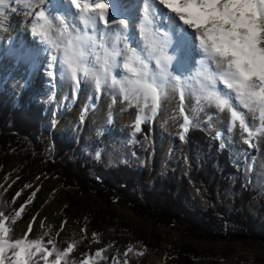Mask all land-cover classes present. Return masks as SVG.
Masks as SVG:
<instances>
[{"label": "rangeland", "instance_id": "374dc122", "mask_svg": "<svg viewBox=\"0 0 264 264\" xmlns=\"http://www.w3.org/2000/svg\"><path fill=\"white\" fill-rule=\"evenodd\" d=\"M58 4L59 2L56 3ZM38 40V37H33L31 28L27 27L20 53L16 58L17 63L21 62L24 56L31 57L29 51L36 57L40 56ZM4 55L7 57L8 52L7 46L2 41L0 87L9 91L20 105L41 100L47 107L46 122H49L55 130H66L71 133L77 124L81 123L80 143L83 145L84 157L89 162L98 159L105 166L141 164V157L133 152L137 143L135 134L139 132L135 127L136 116L139 114L135 101H132L133 106H129V101H125L123 95L114 89L104 99L107 114L105 126L98 123L100 105L96 101L89 109L83 108L79 118L69 126L66 114L71 112V107L66 100L61 105L58 103L60 82L58 75L56 77L48 75L53 69L48 67L46 61L37 62L35 78L30 82L29 79H25L26 71L22 68L18 69L17 63L12 64L11 61L8 65L2 64ZM194 58L193 63L196 62ZM120 70L117 68L116 72H121ZM196 72H198L197 68ZM176 75H180L182 79L186 78L181 68ZM86 82L87 80H81L78 85L80 91ZM103 91H98L99 96H102ZM187 95L188 91H185V99L181 102L178 92L170 91L167 98L162 99L161 107L154 117H151L150 108L144 110L146 118L143 122L151 121L153 140L156 141L151 156L156 163L154 171L166 170L164 163L172 137L185 136L188 131L200 128L209 136L218 137L221 147L228 148L234 163L242 168L245 185L251 186L258 191L260 197H264V134L252 138L256 155L250 157L249 143L245 142L248 139L247 133H244L238 124L234 129L230 127L231 118L228 111L221 113L214 106H209L203 101L198 102L197 98L195 104L189 105ZM181 104L183 112L180 111ZM185 115L190 121L187 132H184L183 127ZM247 118L252 121L253 126L259 124L252 113H248ZM109 124H114L113 129L103 148L99 149L96 140L94 141V135L97 132H104ZM1 142L0 145L3 146H0V186L9 192L11 209L14 211L10 237L16 239L15 232L19 228L20 233L17 238H21L31 223L32 233L28 235L29 239L41 238L47 245V241L54 238L55 249L58 250H65L69 245H75L73 251L62 259V264H82L89 256L92 257V261H96L99 258L95 255L97 251H101L102 254L110 248L115 254L108 258L109 264H127L129 255L139 260V264H173L171 253L184 249L203 253L210 259V262L203 261L197 264H258L264 261V243L196 240L178 229L160 226L149 216L133 212L129 206L114 203L107 207L99 199L83 195L74 188L68 187L59 191L62 187L61 178L56 170L51 171L48 168L46 165L48 163L27 164L16 155L13 147L7 146L5 139ZM138 144L141 148L145 146L144 141ZM164 146H167V149L164 150ZM189 146L195 151L191 141ZM49 157L46 156L44 162H48ZM178 171L184 174L186 163L178 167ZM13 173L16 175L12 177ZM191 192L201 207L200 198L193 189ZM230 193L231 190H228L227 196ZM72 202L74 204H71ZM70 204L73 207L68 211L67 207ZM21 206H24V211L17 217L15 213ZM258 206V200L253 201L248 206V213L256 215ZM226 208L230 209L231 204L227 203ZM105 232H117V234L107 235ZM156 237L159 238L158 241ZM148 244L155 246L156 250L148 252L146 248ZM47 246L53 250L52 245ZM129 248L132 251L129 252ZM49 259H55V253ZM39 264H44L42 259Z\"/></svg>", "mask_w": 264, "mask_h": 264}, {"label": "snow or ice", "instance_id": "6c2138e0", "mask_svg": "<svg viewBox=\"0 0 264 264\" xmlns=\"http://www.w3.org/2000/svg\"><path fill=\"white\" fill-rule=\"evenodd\" d=\"M11 2L0 0V29ZM15 2L22 3L28 9L27 14L33 17L31 32L59 53L51 56L48 67L53 70L48 75H59L76 85L82 79L89 80L97 91L117 90L129 101V106L135 101L139 110L136 131H140L146 118L145 109L150 108L154 117L170 91L178 92L181 102L188 91L190 96H197L198 102L214 106L221 113L228 111L230 127L234 129L238 124L247 133L246 143L254 146L252 138L264 134V0H144L140 24L144 43L140 50L128 43L129 19H109V0H84L83 3L67 0L69 7L78 10L71 20L70 13L51 11L47 7L48 0ZM159 19L176 26L180 33H187L191 28L192 35L198 37L205 55L191 82L170 71L172 57L167 51L170 41L161 38L154 27ZM101 21L103 27H97ZM113 25L118 27L113 28ZM121 42L124 48H120ZM121 56L122 61L118 60ZM209 61L214 63L215 70ZM117 68L123 74L116 72ZM180 111L183 112L182 104ZM248 113L259 121L258 125L253 126ZM189 122L185 115L184 132L188 131ZM23 211L24 206H21L15 216L19 217ZM9 219L0 211V264H39L41 259L44 264H62V259L75 247L55 249L52 238L47 241V245L53 247L50 250L43 239H29L31 223L21 238L13 239L10 237L12 229L7 226ZM54 253L55 259L50 260ZM95 255L100 257L101 251ZM82 264H92V257Z\"/></svg>", "mask_w": 264, "mask_h": 264}, {"label": "trees", "instance_id": "16d2710c", "mask_svg": "<svg viewBox=\"0 0 264 264\" xmlns=\"http://www.w3.org/2000/svg\"><path fill=\"white\" fill-rule=\"evenodd\" d=\"M18 102L0 87V144L5 139L7 146L13 147L16 155L27 164L48 163V168L56 170L61 178L59 191L74 188L83 195L99 199L107 207L114 203L129 206L133 212L149 216L160 226L178 229L196 240L264 243V197L245 185L242 168L234 163L229 149L221 147L218 137H211L200 128L188 131L183 140L178 135L172 137L164 163L166 170L154 171L151 164L155 150L153 129L151 121L147 120L135 134L137 143L133 152L141 157V164L105 166L98 159L89 162L84 157L79 137L81 123L71 133L55 130L46 122L47 107L41 100L25 105ZM113 125L109 124L104 132L94 135L99 149L106 143ZM141 141L145 142L143 148L138 144ZM190 141L195 151L191 150ZM248 149L250 157L256 155L255 146L249 144ZM46 156H50L48 162H44ZM185 163L183 174L178 167ZM15 175L13 173L12 177ZM191 189L200 198L201 207ZM228 190H231L229 196ZM256 200L258 212L250 215L248 206ZM227 203L231 204L230 209L226 208ZM71 204L68 211L73 207ZM0 211L10 217L7 226L12 229L14 211L9 192L2 186ZM146 248L148 252L156 250L152 244ZM114 254L111 248L107 249L92 264H109L107 260ZM171 257L173 264L210 262L205 254L189 249L173 252ZM127 259V264H139L133 256Z\"/></svg>", "mask_w": 264, "mask_h": 264}, {"label": "bare ground", "instance_id": "6f19581e", "mask_svg": "<svg viewBox=\"0 0 264 264\" xmlns=\"http://www.w3.org/2000/svg\"><path fill=\"white\" fill-rule=\"evenodd\" d=\"M59 2L58 5L56 3ZM84 0H82V3ZM144 0H109V19L112 17L127 18L130 21V28L127 30L128 43L131 47L140 50L141 45L144 43L142 32L140 29V24L142 23V5ZM119 4L121 7H119ZM59 6V7H57ZM47 7L50 8L53 12H61L66 15L69 13L68 18L71 20L76 16L77 11L74 7H69L67 0H48ZM12 9H15L14 11ZM164 12H168L167 9H164ZM28 9H26L22 3H16L15 0L9 4L8 9L5 11V16L3 17V28L0 29V46L2 41L4 45L7 46L8 56H3V65L8 63L16 64L17 56L20 53L21 44L24 41L25 30L27 27L31 28V21L33 17L28 15ZM182 23V22H181ZM97 27L102 28L103 22L101 21ZM113 28L118 27L113 25ZM154 27L159 31L161 38L167 39L170 41L167 51L168 54L172 57L170 71L174 74L182 69V73L186 78L191 80L192 77L196 75V68L200 70V63L204 59V53L199 46V39L196 35H192L194 32L193 29L188 28L187 33H180L177 31L176 26H170L163 19H159L155 22ZM187 27V26H185ZM91 32V29H89ZM165 33L167 35L165 36ZM11 35V36H10ZM33 37H37L33 34ZM38 43L40 45V56L36 55L29 51L31 57L24 56L21 62L17 63V68L26 71L25 79H29L30 82H33L35 78V72L37 62L43 60L49 65L51 63V56L59 53L55 52L53 49H50L46 44H44L38 37ZM6 43V44H5ZM33 46V45H32ZM120 48H124V43H120ZM196 59V64L193 63L192 59ZM123 60V56L118 57V60ZM213 70H215V65L209 61ZM11 65V64H10ZM155 67L154 62L152 64ZM26 67V68H25ZM121 71V70H120ZM122 72V71H121ZM60 82V90L58 94V103L61 105L64 103V100L68 101L67 104L71 107V112L66 114L68 117L67 124L72 126V123L79 118L82 114V109H89L90 105L96 101L100 108L98 109V117L100 125L105 126L107 121L106 117V102L104 101L105 96L114 91L112 88L104 89L102 96H99L98 91L95 89L94 83L87 80L86 84L80 91L78 85L68 79H61L60 76H57ZM197 96L187 95L189 105L195 104ZM77 107L79 109H77ZM65 118V117H63ZM167 149V146H164V150ZM20 229L17 228L15 232V238L18 237Z\"/></svg>", "mask_w": 264, "mask_h": 264}, {"label": "water", "instance_id": "95a60500", "mask_svg": "<svg viewBox=\"0 0 264 264\" xmlns=\"http://www.w3.org/2000/svg\"><path fill=\"white\" fill-rule=\"evenodd\" d=\"M153 144H154V146L156 145V141L155 140H153ZM152 160H151V164H152V167H153V170H155L156 169V163H155V161L153 160V158H151ZM200 200V199H199Z\"/></svg>", "mask_w": 264, "mask_h": 264}]
</instances>
